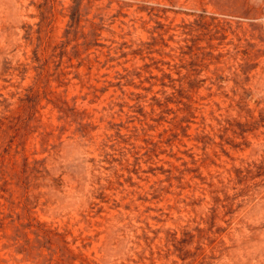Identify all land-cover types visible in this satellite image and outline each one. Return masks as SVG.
Returning a JSON list of instances; mask_svg holds the SVG:
<instances>
[{"label":"rangeland","instance_id":"obj_1","mask_svg":"<svg viewBox=\"0 0 264 264\" xmlns=\"http://www.w3.org/2000/svg\"><path fill=\"white\" fill-rule=\"evenodd\" d=\"M0 264H264V0H0Z\"/></svg>","mask_w":264,"mask_h":264}]
</instances>
